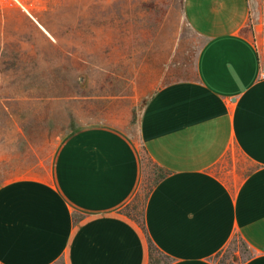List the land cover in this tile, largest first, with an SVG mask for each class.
I'll use <instances>...</instances> for the list:
<instances>
[{
  "label": "crops",
  "instance_id": "0c3cea01",
  "mask_svg": "<svg viewBox=\"0 0 264 264\" xmlns=\"http://www.w3.org/2000/svg\"><path fill=\"white\" fill-rule=\"evenodd\" d=\"M180 10L198 48L186 77L147 94L136 139L126 117L83 123L44 178L0 184V264H147V241L166 264H215L233 235L250 253L240 264H264V29L247 24L249 0H181ZM12 17L23 21L0 10V94L49 92L24 89L35 70L39 86L67 94L58 39L44 25H5ZM88 98L61 97L85 114ZM231 150L250 167L234 184L211 171ZM140 151L164 173L143 230L121 211L141 180Z\"/></svg>",
  "mask_w": 264,
  "mask_h": 264
},
{
  "label": "rangeland",
  "instance_id": "374dc122",
  "mask_svg": "<svg viewBox=\"0 0 264 264\" xmlns=\"http://www.w3.org/2000/svg\"><path fill=\"white\" fill-rule=\"evenodd\" d=\"M180 5L181 0H31L22 11L8 2L2 4L0 10L23 16V21L12 17L5 25H44L58 39L55 73L62 74L67 94L53 93L57 87L39 86L44 79L38 70L25 72L24 89L42 87L49 92L0 94V184L20 177L44 178L57 144L83 123L105 117L121 124L126 117L122 129L136 139V119L147 94L186 77L199 45ZM248 13L247 24L264 29V0H249ZM84 95L91 103L86 114L61 99ZM140 159L139 186L127 208L121 209L136 224L155 176L154 164L141 151ZM249 168L231 150L211 171L234 184ZM249 254L233 235L212 260L240 264Z\"/></svg>",
  "mask_w": 264,
  "mask_h": 264
},
{
  "label": "trees",
  "instance_id": "16d2710c",
  "mask_svg": "<svg viewBox=\"0 0 264 264\" xmlns=\"http://www.w3.org/2000/svg\"><path fill=\"white\" fill-rule=\"evenodd\" d=\"M155 166V165H154ZM155 168V176H154V180L152 182V184L150 185V187H148L146 190V193H145V196H144V199H143V202H142V207H143V204H144V201H145V198L148 194V192L150 191V189L152 188V186L159 180L161 179L163 176H164V173L163 171L158 168L157 166L154 167ZM127 204L124 206L127 208ZM125 216H127L128 218L131 217V215L129 213H124ZM132 218V217H131ZM132 220V219H131ZM137 224L139 225V227L141 228V230H143V226H142V208H141V211H140V221L137 222ZM147 246H148V261H147V264H166L167 263V259L161 254L159 253L155 247H153V245L147 241ZM153 253H157L159 256H161L163 258V260H159L157 259Z\"/></svg>",
  "mask_w": 264,
  "mask_h": 264
},
{
  "label": "built area",
  "instance_id": "2783aa9c",
  "mask_svg": "<svg viewBox=\"0 0 264 264\" xmlns=\"http://www.w3.org/2000/svg\"><path fill=\"white\" fill-rule=\"evenodd\" d=\"M31 0H0V6L6 2L18 7L20 10L25 11V5ZM259 78H264V70L259 71Z\"/></svg>",
  "mask_w": 264,
  "mask_h": 264
}]
</instances>
